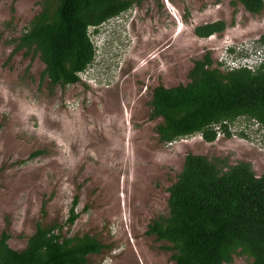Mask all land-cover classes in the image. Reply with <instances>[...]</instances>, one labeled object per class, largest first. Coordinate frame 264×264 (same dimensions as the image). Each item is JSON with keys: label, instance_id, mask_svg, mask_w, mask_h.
<instances>
[{"label": "rangeland", "instance_id": "rangeland-1", "mask_svg": "<svg viewBox=\"0 0 264 264\" xmlns=\"http://www.w3.org/2000/svg\"><path fill=\"white\" fill-rule=\"evenodd\" d=\"M41 0H0V235L20 251L37 226H62L64 237H95L105 249L86 264H175L166 242L146 235L168 213V188L187 154L264 174V128L238 118L212 143L199 135L168 144L150 119L152 89L185 85L194 60L220 62L264 51V11L236 0H144L88 30L92 64L79 82L51 93L38 55L15 51ZM226 28L197 38L193 28ZM233 49L229 52L228 49ZM264 55V54H263ZM76 200V220L65 224ZM235 254L231 264H249Z\"/></svg>", "mask_w": 264, "mask_h": 264}, {"label": "trees", "instance_id": "trees-1", "mask_svg": "<svg viewBox=\"0 0 264 264\" xmlns=\"http://www.w3.org/2000/svg\"><path fill=\"white\" fill-rule=\"evenodd\" d=\"M143 1L41 0L39 12L12 40L14 49L39 56L50 93L76 84L95 56L89 28L96 32ZM236 2L253 16L264 11V0ZM225 28L217 21L194 27L193 34L204 39ZM260 42L264 44V35ZM220 66L206 53L193 61L185 85L152 89L150 119H160L155 126L159 143L192 135L212 143L219 132L228 138L227 124L238 118L264 128V63L253 71ZM167 192V215L153 219L145 234L166 242L175 264H231L235 254L249 257V264H264V174L255 176L246 162L229 166L227 159L213 163L189 153ZM75 204L67 226L77 218ZM61 229L57 224L37 226L20 251L10 248L9 236L2 233L0 264H86L88 256L105 249L93 236L64 237Z\"/></svg>", "mask_w": 264, "mask_h": 264}, {"label": "built area", "instance_id": "built-area-1", "mask_svg": "<svg viewBox=\"0 0 264 264\" xmlns=\"http://www.w3.org/2000/svg\"><path fill=\"white\" fill-rule=\"evenodd\" d=\"M261 54L260 52L256 53V55H248L243 58H237L238 60L232 59L231 56H227L224 59H221L220 62L224 63L226 67L225 69H240V68H245L247 70L253 71L256 68H258L260 65L264 63V51Z\"/></svg>", "mask_w": 264, "mask_h": 264}, {"label": "clouds", "instance_id": "clouds-1", "mask_svg": "<svg viewBox=\"0 0 264 264\" xmlns=\"http://www.w3.org/2000/svg\"><path fill=\"white\" fill-rule=\"evenodd\" d=\"M92 31H94V29H92ZM231 49V48H230ZM233 50V49H232ZM230 56V55H229Z\"/></svg>", "mask_w": 264, "mask_h": 264}]
</instances>
